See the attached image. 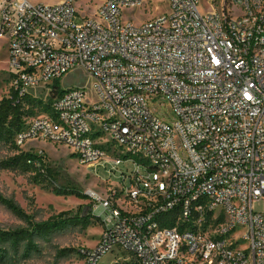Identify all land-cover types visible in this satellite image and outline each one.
Here are the masks:
<instances>
[{"label": "built area", "instance_id": "built-area-1", "mask_svg": "<svg viewBox=\"0 0 264 264\" xmlns=\"http://www.w3.org/2000/svg\"><path fill=\"white\" fill-rule=\"evenodd\" d=\"M75 2L0 0V38L19 97L75 69L92 79L94 102L67 88L15 136L103 170L86 196L106 216L82 263L264 264V0H169L142 25L123 13L145 0L80 20Z\"/></svg>", "mask_w": 264, "mask_h": 264}, {"label": "rangeland", "instance_id": "rangeland-1", "mask_svg": "<svg viewBox=\"0 0 264 264\" xmlns=\"http://www.w3.org/2000/svg\"><path fill=\"white\" fill-rule=\"evenodd\" d=\"M34 5H55L62 0H29ZM104 0H76L75 9L78 19L93 16ZM203 9V5H201ZM169 0H145L139 7L128 8L123 19L135 25L170 15ZM8 40L0 38V101L11 96L9 80ZM59 88L84 87L90 102H94L91 90V77L80 69H75L56 81ZM49 86L31 91L32 95L45 104L53 99L48 97ZM37 101V100H36ZM161 108L169 109L166 103ZM47 112L43 105L32 104L25 109L23 121L42 117ZM11 140L0 144V198L10 200L21 208L26 218L14 213L0 201V228L4 230H30L45 222H61L59 227L49 233L36 232L33 248L25 250L23 242L18 251H10L4 264H83L78 251L82 248L93 249L97 245L102 229L99 219L106 213L97 209L94 216L90 211L92 204L86 196L88 190L103 191L105 174L99 170H87L80 166L72 151L62 145L47 142L27 144L25 152L40 153L45 174L32 170L4 169L1 162L15 155ZM261 210L262 205H255ZM65 213L64 216L59 215ZM127 259V254L106 255L99 264H115L118 257Z\"/></svg>", "mask_w": 264, "mask_h": 264}, {"label": "trees", "instance_id": "trees-1", "mask_svg": "<svg viewBox=\"0 0 264 264\" xmlns=\"http://www.w3.org/2000/svg\"><path fill=\"white\" fill-rule=\"evenodd\" d=\"M65 89L59 88L56 83L52 87V91L48 97L53 95V99L45 104L42 100H38L30 95L19 97L11 91L9 98H4L0 101V144L9 140L15 150V155L1 162L4 169L32 170L38 174H45L44 163L42 157L36 153L25 152L15 144V136L22 130L27 121H23L25 109L27 106L38 104L43 105L47 112L50 110L51 103L64 93ZM37 100V101H36ZM46 112V113H47ZM0 201L7 205L14 213L20 217L26 218L21 208L10 200L0 198ZM91 213V211H90ZM61 213L60 216H64ZM61 222H45L34 226L32 231L24 229L4 230L0 228V264H4L10 251H18L20 245L26 242V251L33 247L34 233H49L52 229L59 227Z\"/></svg>", "mask_w": 264, "mask_h": 264}]
</instances>
